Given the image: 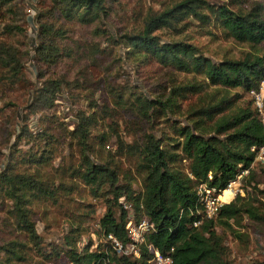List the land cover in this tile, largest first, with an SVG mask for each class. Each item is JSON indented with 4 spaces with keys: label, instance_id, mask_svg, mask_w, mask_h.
I'll use <instances>...</instances> for the list:
<instances>
[{
    "label": "trees",
    "instance_id": "16d2710c",
    "mask_svg": "<svg viewBox=\"0 0 264 264\" xmlns=\"http://www.w3.org/2000/svg\"><path fill=\"white\" fill-rule=\"evenodd\" d=\"M108 1L38 0L32 5L35 40L28 46L24 40L23 12L15 6L16 0H0V85L9 87L18 83L25 94L30 89V98L24 104L28 109L51 108L62 87L70 91L82 84L61 74H47V70L86 45L74 34L76 28L87 25L93 36L104 35L123 43L131 51L145 52L159 64L201 73L208 84L217 85L215 90L207 92L201 84L185 82L169 86L164 96L154 97L141 90L128 91L136 101L135 111L146 117L150 128L141 129L137 139L126 146L119 140L115 153L137 160L136 167L142 172L140 191L131 187L129 174L120 167L119 159H114L103 148V133L96 131V117L102 119L109 113L105 106H101L97 114L94 110L87 112L78 108L69 119L68 132L76 138L79 149L77 175L87 185L88 193L103 206L97 218V233H112L125 241L124 224L130 211L132 220L145 215L152 221L153 229L146 232L145 240L161 253L170 250L171 264H225L223 237L215 225L232 230L229 219H235L241 212L254 220H263L264 215L256 210L252 202L255 197L248 196L250 192L246 190L221 203L214 216L202 217L196 187L205 182L224 188L234 178L237 163L247 166L250 162V146L264 139L250 98L237 103V93L230 94L228 90L237 86L246 94L264 76V1L253 0L247 8L238 10L208 0H176L158 8L147 7L137 25L115 28L114 33L104 27L102 20L107 16ZM190 18L202 26L211 18L216 19L226 35L237 41L259 44L262 50L213 61L183 37L161 40L154 32L159 28L180 32ZM115 31H118L116 35ZM16 37L23 40L13 43L11 39ZM93 49L97 51L95 44ZM30 51L38 67L37 83L28 79L25 70ZM192 94H197L199 103L188 102ZM84 96L86 107H94V100ZM179 97L187 102L183 108L178 105ZM154 110H161L166 116L169 112H179L172 124L173 136L164 132L156 134L149 113L154 115ZM43 113L44 119L49 116ZM38 127L31 133L21 125L15 139L27 140L35 133L42 144L32 153V162L41 164L50 159L51 143L56 142V138L47 120ZM259 170L261 173L249 171L241 183H251L255 189V183L264 175V162ZM58 183V188L62 187ZM52 184L39 175L7 165L0 170V198L9 201L3 212L2 226L7 235L0 236V264H24L32 250L46 258L52 252H62L71 264H151L143 246L139 256L131 258L115 253L104 240L93 248L89 247L91 242L78 248L74 239L65 238L63 244L53 243L46 252L34 226L31 205L33 196L53 197ZM125 204H129L130 209ZM197 220L199 223L193 225Z\"/></svg>",
    "mask_w": 264,
    "mask_h": 264
},
{
    "label": "rangeland",
    "instance_id": "374dc122",
    "mask_svg": "<svg viewBox=\"0 0 264 264\" xmlns=\"http://www.w3.org/2000/svg\"><path fill=\"white\" fill-rule=\"evenodd\" d=\"M37 1L16 0L15 2L18 11L23 12L24 40L28 46L33 45L35 40V25L32 19L35 9L32 5ZM173 1L176 0H109L107 16L102 18L104 27L113 33L118 27L130 28L138 24L147 7L158 8ZM208 1L216 4L224 3L231 8L243 10L253 0ZM27 15H30L34 28L25 19ZM188 20L189 23L180 32L175 33L169 28H159L154 32L161 40L183 37L186 41L194 43L203 55L213 61L223 57H240L248 52L259 53L262 50L259 44L237 41L226 35L216 19L211 18L203 26L196 19ZM117 32L115 31L114 35ZM74 36H80L86 45H82V48L80 47L71 56L65 57L59 64L47 70V74L52 72L61 74L71 81L76 80L82 84L73 87L70 91L62 87L54 105L48 110H43L49 114L45 119L42 109L24 107L25 102L30 98V89H27L25 94L17 86L18 83H12L9 87L0 85V170L7 165L8 168L34 173L48 182L52 181L51 187L55 189L53 197L33 196L34 201L31 205L34 226L41 236L42 247L46 252H49L53 243L63 244L65 238L74 239V244L78 248L86 242H91L89 247L93 248L96 243L104 240L103 235L97 233V218L103 206L88 193L87 185L77 175L80 167L79 149L76 138L68 132L71 128L69 119L78 108H84L87 112L94 110L95 114L101 106H105L108 110L109 113L102 119L96 117V131L103 133V148L114 159L118 158L120 167L129 174L131 187L135 191H140L142 172L136 167L137 160L132 158L129 160L127 156L115 153L119 140L126 146L137 139L141 129L150 128L146 117L135 111L136 101L132 100L133 96L128 91L141 90L154 97L164 96L169 86L185 82L201 84L207 92L217 87L208 84L201 73L182 71L169 65L159 64L145 52L131 51L123 43L110 40L104 35L93 36L89 32L88 25L76 28ZM21 39L23 40L21 37H16L11 41L15 43ZM94 44L97 46V51L93 49ZM25 70L28 79L37 83L38 67L35 65L32 51L26 61ZM228 90L230 94L237 93V103L247 101L248 96L239 87H231ZM69 92L72 93L73 98ZM84 94L94 100V107L89 109L86 107L87 98ZM197 98V94H192L187 100L197 104L200 102ZM178 100L180 108L187 103L180 97ZM150 111L152 115L150 122L156 134L164 132L173 136L172 124L179 112H169L166 116L161 110H154V115ZM91 114L94 116L93 112ZM46 120L50 123L56 142L51 143L50 159L40 164L32 162V153L35 149L39 150L41 139L33 133L30 139L16 140L15 134L21 125L32 133ZM260 165H252L250 171L261 173ZM58 182L62 187L58 188L60 186ZM241 186L243 194L247 190L250 192L248 196L255 197L252 202L257 207L256 210L264 215V175H261L260 180L255 183V189L248 182L241 183ZM227 196L228 193L223 198ZM7 202L8 199L0 198V236L7 235V230L2 226ZM229 221H232V230L219 224L215 225L216 231L223 237L225 253L222 259L225 264L264 263V219L254 220L241 212L235 219L230 218ZM70 225L73 227L70 228ZM24 264L71 263L62 252L58 254L52 252L46 258L44 254L32 250L29 260Z\"/></svg>",
    "mask_w": 264,
    "mask_h": 264
},
{
    "label": "built area",
    "instance_id": "2783aa9c",
    "mask_svg": "<svg viewBox=\"0 0 264 264\" xmlns=\"http://www.w3.org/2000/svg\"><path fill=\"white\" fill-rule=\"evenodd\" d=\"M246 95L250 98L256 116L264 131V76L258 80L256 87L247 90ZM249 149L252 151V158L247 166H242L241 163H237L238 170L234 178L229 180L224 187L230 190L226 198L221 196V191L224 188H215L214 186L207 185L205 182L197 185L196 192L198 194V201L201 204V209L199 210H201L202 217L214 216L217 212V207L221 203L228 201L236 193L243 194V188L241 186L242 177L249 173L252 165L264 162V139L258 145H251ZM125 207L130 209L129 204H125ZM199 221H193V225H196ZM124 227L126 230V240L123 242L112 233H105L103 235L104 240L107 241L115 253L137 258L143 246L149 254L148 261L151 264H171L170 250L161 253L152 243L146 242V232L153 229V223L147 216L142 215L137 220H132L129 211Z\"/></svg>",
    "mask_w": 264,
    "mask_h": 264
},
{
    "label": "bare ground",
    "instance_id": "6f19581e",
    "mask_svg": "<svg viewBox=\"0 0 264 264\" xmlns=\"http://www.w3.org/2000/svg\"><path fill=\"white\" fill-rule=\"evenodd\" d=\"M229 194L230 193V190L228 188H226L225 190L221 191V196L222 197H225L226 194Z\"/></svg>",
    "mask_w": 264,
    "mask_h": 264
},
{
    "label": "water",
    "instance_id": "95a60500",
    "mask_svg": "<svg viewBox=\"0 0 264 264\" xmlns=\"http://www.w3.org/2000/svg\"><path fill=\"white\" fill-rule=\"evenodd\" d=\"M26 19L29 22V24H31L32 28H34L30 15H27ZM31 44H32V41H31Z\"/></svg>",
    "mask_w": 264,
    "mask_h": 264
}]
</instances>
